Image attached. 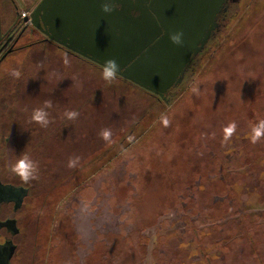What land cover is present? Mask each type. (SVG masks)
Returning a JSON list of instances; mask_svg holds the SVG:
<instances>
[{
  "label": "rangeland",
  "instance_id": "obj_1",
  "mask_svg": "<svg viewBox=\"0 0 264 264\" xmlns=\"http://www.w3.org/2000/svg\"><path fill=\"white\" fill-rule=\"evenodd\" d=\"M228 18L172 103L146 101L165 118L145 123L149 133L127 152L92 176L84 167L52 173L43 158L45 225L29 232L32 264H264V135L252 142L264 121V0H240ZM78 67L73 79L101 85L96 69ZM92 150L78 151L73 168ZM223 207L235 213L229 231L208 229ZM231 227L242 237L225 245Z\"/></svg>",
  "mask_w": 264,
  "mask_h": 264
},
{
  "label": "water",
  "instance_id": "obj_2",
  "mask_svg": "<svg viewBox=\"0 0 264 264\" xmlns=\"http://www.w3.org/2000/svg\"><path fill=\"white\" fill-rule=\"evenodd\" d=\"M114 2L119 11L108 15L101 10L103 0H41L32 23L48 40L97 65L115 59L119 76L166 100L219 30L217 18L227 0ZM179 31L182 47L169 39ZM25 193L0 182V205L18 195L22 200ZM13 252L12 244L0 245V264H10Z\"/></svg>",
  "mask_w": 264,
  "mask_h": 264
},
{
  "label": "flooded vegetation",
  "instance_id": "obj_3",
  "mask_svg": "<svg viewBox=\"0 0 264 264\" xmlns=\"http://www.w3.org/2000/svg\"><path fill=\"white\" fill-rule=\"evenodd\" d=\"M29 1L0 0V111L8 114L5 113L7 117L0 116V182L26 192L22 200L18 195L16 200L2 202L0 205V245L12 244L14 247L10 264L33 263L25 255L34 245L29 239V232L35 225H45L44 140L38 130L33 132L34 125L27 121V115L44 106L47 100L54 102L60 93L69 98L74 95L72 64L74 65L76 54L48 40L41 29L33 25L31 16L39 2L31 6ZM238 1L240 0H227L217 18L220 26L218 31L226 25L232 7ZM45 48L47 54L44 52ZM60 54L65 57L60 59ZM61 60L64 62L62 73ZM65 69L71 73L64 75ZM13 70L20 72L19 78L11 75ZM66 80L69 90L64 92L61 84ZM51 81L53 83L49 86ZM35 137L36 142H33L31 139ZM65 141L72 144L75 138L68 136ZM22 153L38 162V180L25 183L11 172V165ZM15 156H18L16 160ZM72 181L62 189H69ZM42 229L41 227V231Z\"/></svg>",
  "mask_w": 264,
  "mask_h": 264
},
{
  "label": "trees",
  "instance_id": "obj_4",
  "mask_svg": "<svg viewBox=\"0 0 264 264\" xmlns=\"http://www.w3.org/2000/svg\"><path fill=\"white\" fill-rule=\"evenodd\" d=\"M220 31H217L211 38L206 48L200 54L195 56L191 66L187 69L184 75L182 83L169 92L166 100L122 78L119 75L117 76L115 82L112 84L107 83L102 78V66L76 54L74 57V70L72 71V74L75 75V66L78 67V65L79 67H86L89 69V73H92V70L96 69L98 73L97 77L101 80V85L93 84L92 78L87 79L88 74L83 78V80H76L75 78L72 81L74 95H71L72 97L70 96L69 98L67 97L68 95L63 96L62 93H60L57 95L54 102H52V107L50 109H46L50 113V120H52V123L47 128H42L38 123L32 120L33 113H29L27 118L28 122L33 123L34 131L36 132V130H38L44 140V157L46 158L45 161L49 165L47 171L51 170L53 173V171L56 172L58 169L62 168L61 172H69V159L75 158L78 151L85 150V147L87 148L89 146V148L93 149L91 152L92 155H90V153L86 154L89 156L88 159L80 166L79 169L72 168L70 171L71 174L69 173L68 175H75V173L84 167L85 169L88 168L91 170H88V173L89 176H92V174L98 172L104 163L107 161L110 162L117 155H122L124 152H127L138 139L144 137L146 133H149V129H146L144 126L145 123L148 124V128H152V122L156 118L158 120L162 117V114H155L154 110L151 111L152 109H149V107L146 106V101L154 100V103H163L164 106L168 107V105L172 103V97L174 96L173 92L195 76L196 70L200 65L199 63L201 58L206 56L205 54L217 40V34ZM65 70L64 75L71 73V71L69 72L67 69ZM52 83V81L49 82V86ZM61 86L64 92L69 90L67 80L64 84H61ZM144 110H146V112ZM67 111H74L79 115L76 119L70 120L65 116V112ZM162 113L165 114V111L162 110ZM139 114L142 115L137 119ZM131 118L132 121L135 122H129V119ZM164 118L165 116L163 115V118L161 119ZM129 123L132 125L129 126ZM104 129H109L112 133L110 137V145L108 147L107 144H104L102 148L97 151L96 147L101 146L103 142H105L100 135L101 131ZM68 136L76 138L73 145L65 141ZM63 182L64 180H60L58 182L54 181V183L51 182L50 189L46 193L47 196L50 192L60 187ZM182 193L183 192H181L180 196H178L179 202L182 201ZM190 205L195 206L193 204ZM220 210L221 213L218 212ZM224 210L227 211L229 208L225 209L223 207L217 212H211L215 213V215H212L215 222L213 227H209L208 229L215 230L216 232V229L222 228V232L224 233L229 231L228 228H225V226H228L235 221V219L232 220L230 218L232 214L235 213L232 211L225 212ZM218 221L222 222L216 225L215 223ZM231 230L233 231V235H230L228 232L227 236L223 239L225 240V245L235 243V239L240 238L241 234L236 235L237 233H234V229L232 227Z\"/></svg>",
  "mask_w": 264,
  "mask_h": 264
},
{
  "label": "clouds",
  "instance_id": "obj_5",
  "mask_svg": "<svg viewBox=\"0 0 264 264\" xmlns=\"http://www.w3.org/2000/svg\"><path fill=\"white\" fill-rule=\"evenodd\" d=\"M135 2V0H133ZM120 4L114 2V0H103L101 10L105 14L111 15L115 11H119ZM170 41L176 45L182 47L184 45V33L182 31L173 32L169 35ZM119 64L115 59L106 60L103 65L102 78L109 84H112L116 81L118 74L120 73ZM11 75L15 78H19L20 72L18 70H13ZM192 91L197 93V88H193ZM52 107V101L47 100L44 102V106L33 110L32 120L38 123L42 128H47L51 123L50 113L46 109ZM78 113L74 111L65 112V116L72 120L78 117ZM235 124L229 126V131L235 129ZM101 137L105 141H110L112 135L109 129H104L100 133ZM264 135V121H261L258 125L253 127L252 142L255 143L256 140ZM79 157L70 158L68 167L73 168L79 162ZM10 170L15 175H18L21 180L25 183L32 182L39 179V164L38 162L31 159L27 154L22 153L20 158L11 165Z\"/></svg>",
  "mask_w": 264,
  "mask_h": 264
}]
</instances>
